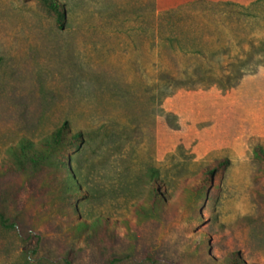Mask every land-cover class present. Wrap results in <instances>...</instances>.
<instances>
[{
  "label": "rangeland",
  "instance_id": "rangeland-1",
  "mask_svg": "<svg viewBox=\"0 0 264 264\" xmlns=\"http://www.w3.org/2000/svg\"><path fill=\"white\" fill-rule=\"evenodd\" d=\"M53 1L62 29L40 0H0V162L14 166L9 148L64 123L81 135L35 171L42 189L25 215L46 250L96 264L69 223L101 217L125 246L154 245L158 264H264V0ZM223 159L217 195L192 192ZM152 179L164 197L154 214ZM24 183H3L0 197ZM35 244L0 229V264H27Z\"/></svg>",
  "mask_w": 264,
  "mask_h": 264
},
{
  "label": "trees",
  "instance_id": "trees-1",
  "mask_svg": "<svg viewBox=\"0 0 264 264\" xmlns=\"http://www.w3.org/2000/svg\"><path fill=\"white\" fill-rule=\"evenodd\" d=\"M46 8L55 15L56 26L63 28L65 16L62 9L53 0H40ZM2 58L0 57V63ZM81 141L80 133L69 132L67 123L57 127L50 134L37 142H31L21 139L15 146L9 148L14 156V166L0 162V196L4 193L2 184L13 179L27 177V183L23 187L10 190V202L6 203L5 198L0 197V229L3 231L14 232L18 240L27 245L32 239H36V244L32 249H26L24 252L25 262L27 264H79L69 257L66 252H51L46 250L44 245V236L39 230L30 225L25 215V210L30 204L31 199L37 190L38 182L34 179L35 174L39 172L43 165L48 167L58 166L61 162L57 158L56 151L64 146H72ZM260 156L264 155L258 150ZM229 165L228 159L215 162L212 167H207L202 171L201 178L196 180L195 185L190 188L196 194H206L215 197L218 193L215 179L220 177ZM37 171V172H35ZM35 172V173H34ZM64 180L62 194L73 195L76 184L68 173ZM150 185L148 204L150 213L155 210L164 209V197L161 193V187L152 179ZM3 201V202H2ZM140 211H145L141 207ZM150 215V214H149ZM69 228L75 232L85 234L96 247L100 258L96 264H158L164 262L159 256V250L154 245H145L139 247L136 244L129 243L125 246V236H120L119 225L114 221L98 217L91 222L77 221L69 223ZM201 260L204 264H247L238 255L231 254L224 262H218L204 254H201ZM169 264H179L170 261Z\"/></svg>",
  "mask_w": 264,
  "mask_h": 264
},
{
  "label": "crops",
  "instance_id": "crops-1",
  "mask_svg": "<svg viewBox=\"0 0 264 264\" xmlns=\"http://www.w3.org/2000/svg\"><path fill=\"white\" fill-rule=\"evenodd\" d=\"M186 1H192V0H157V4L160 7H165V8H172L176 7Z\"/></svg>",
  "mask_w": 264,
  "mask_h": 264
}]
</instances>
